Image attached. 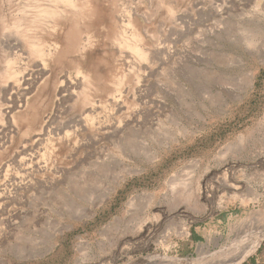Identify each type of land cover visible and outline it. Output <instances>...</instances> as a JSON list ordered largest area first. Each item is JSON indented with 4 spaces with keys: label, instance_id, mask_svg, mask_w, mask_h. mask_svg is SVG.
Masks as SVG:
<instances>
[{
    "label": "rangeland",
    "instance_id": "obj_1",
    "mask_svg": "<svg viewBox=\"0 0 264 264\" xmlns=\"http://www.w3.org/2000/svg\"><path fill=\"white\" fill-rule=\"evenodd\" d=\"M0 264H264V0H0Z\"/></svg>",
    "mask_w": 264,
    "mask_h": 264
},
{
    "label": "bare ground",
    "instance_id": "obj_2",
    "mask_svg": "<svg viewBox=\"0 0 264 264\" xmlns=\"http://www.w3.org/2000/svg\"><path fill=\"white\" fill-rule=\"evenodd\" d=\"M70 2V1H69ZM141 55V54H140ZM142 56V55H141ZM116 102V101H115ZM119 102V101H118ZM114 103V102H113ZM116 105V104H115ZM150 201V200H149Z\"/></svg>",
    "mask_w": 264,
    "mask_h": 264
}]
</instances>
